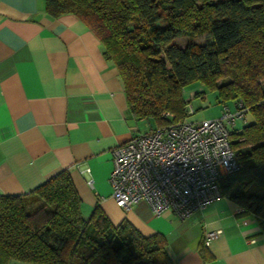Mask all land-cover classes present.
<instances>
[{"label":"trees","instance_id":"1","mask_svg":"<svg viewBox=\"0 0 264 264\" xmlns=\"http://www.w3.org/2000/svg\"><path fill=\"white\" fill-rule=\"evenodd\" d=\"M45 10L73 13L96 35L136 118L183 119L182 90L195 80L220 103L241 99L251 120L232 132L241 167L221 179V194L264 224V0H45ZM181 36L207 44L182 47ZM81 203L68 170L0 194V264H173L161 233L114 225L99 205L84 217Z\"/></svg>","mask_w":264,"mask_h":264},{"label":"crops","instance_id":"2","mask_svg":"<svg viewBox=\"0 0 264 264\" xmlns=\"http://www.w3.org/2000/svg\"><path fill=\"white\" fill-rule=\"evenodd\" d=\"M103 50L73 13L52 16L45 0H0V194L29 192L68 170L84 217L99 205L114 225L127 219L143 235L161 233L173 264H264V224L226 196L185 219L155 215L142 200L128 209L115 202L112 150L142 133L143 118L128 108ZM21 263L31 264L9 262Z\"/></svg>","mask_w":264,"mask_h":264},{"label":"built area","instance_id":"3","mask_svg":"<svg viewBox=\"0 0 264 264\" xmlns=\"http://www.w3.org/2000/svg\"><path fill=\"white\" fill-rule=\"evenodd\" d=\"M184 108L186 116L192 114L186 103ZM246 111L236 99L232 105L221 103L220 114L211 119L175 120L172 113L162 112L163 124L113 148L109 182L115 202L128 209L142 200L155 215L170 211L185 219L220 198L221 179L241 167L231 135L246 123ZM220 233L204 231V243Z\"/></svg>","mask_w":264,"mask_h":264},{"label":"rangeland","instance_id":"4","mask_svg":"<svg viewBox=\"0 0 264 264\" xmlns=\"http://www.w3.org/2000/svg\"><path fill=\"white\" fill-rule=\"evenodd\" d=\"M175 42L184 47L189 42H195L201 45L207 44L206 36H199L193 39L181 36L175 39ZM187 108L192 110V114L186 117L187 121H198L203 119L215 118L220 114L221 107L217 100L216 92L199 80L186 84L182 90ZM232 105V101H228ZM247 122L251 120L250 115L246 116ZM159 124L153 118H143L140 123L141 132H145L150 128L157 127ZM23 264V263H21Z\"/></svg>","mask_w":264,"mask_h":264}]
</instances>
